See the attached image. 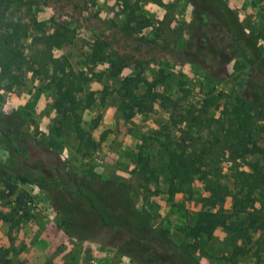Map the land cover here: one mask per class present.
<instances>
[{
  "label": "rangeland",
  "instance_id": "rangeland-1",
  "mask_svg": "<svg viewBox=\"0 0 264 264\" xmlns=\"http://www.w3.org/2000/svg\"><path fill=\"white\" fill-rule=\"evenodd\" d=\"M9 1V15L31 35L67 30L70 42L53 55L64 57L74 74L90 77L87 84L74 83L83 91L76 92L78 99L95 93L92 106L81 112L80 126L99 147L84 155L70 118L53 109L55 84L47 78L28 74L22 88L1 92L0 121L10 115L21 126L19 138H12L13 152L0 133V164L8 175L14 169L41 181L43 188L15 182V194L0 200V264H146L145 244L125 230V212L163 231L171 244L190 250L200 264H264V230L252 229L236 245L222 227L208 238L187 236L197 214L219 208L211 205L196 179L173 193L177 185L169 179L165 148L172 149L180 135L169 124L166 100L157 101L151 113L129 119L120 110L118 85L138 73L148 82L157 73L164 76L156 87L162 99L191 106L195 114L219 118L225 95L247 99L248 85L255 87L257 79L233 53L216 80L205 74L204 68L211 69L209 58L202 64L199 56L194 64L178 55L192 31L194 7L186 0ZM225 1L264 54V1ZM140 22L151 27L140 30ZM155 33L157 46L147 43ZM163 37L167 45L161 43ZM23 44L28 47L30 39ZM115 57L124 66L113 77L115 68L107 72L106 61ZM45 166L52 170L53 182L34 172ZM221 167V181L231 189L229 166ZM231 203L226 198L222 210Z\"/></svg>",
  "mask_w": 264,
  "mask_h": 264
},
{
  "label": "trees",
  "instance_id": "trees-1",
  "mask_svg": "<svg viewBox=\"0 0 264 264\" xmlns=\"http://www.w3.org/2000/svg\"><path fill=\"white\" fill-rule=\"evenodd\" d=\"M186 1L194 7L195 12L190 23L192 31L178 55L194 64L198 62L199 56H203L202 64L206 57L209 58L211 69L204 68L205 74L216 80L220 71L224 72L231 61L233 53L253 71L257 79L255 87L253 84L248 85L251 91L247 99L225 95L222 112L216 118L199 111L195 114L191 106L181 108L171 99H162L156 87L164 82L165 77L159 78L157 73L158 78L148 82L138 73L125 78L118 85L120 110L129 119L137 113H151L157 101L166 100L170 109L169 124L180 135L174 138L172 149L168 145L165 148L169 179L177 185L173 193L182 189L181 184L196 179L209 193L211 205L219 208L214 212L197 214L187 236L191 239L208 238L217 228L222 227L230 241L236 245L252 229L264 230V200H261L264 196V54L257 41L246 33L238 16L225 0ZM9 2L2 0L0 3V98L3 91L22 88L28 74L47 78L55 84V113L62 118H70L84 155H89L98 149L99 144L81 128V112L92 106L95 93L89 91L84 98L78 99L76 92L82 94L83 91L77 89L74 81L78 79L82 80L81 84H87L90 77L82 72L74 74L64 57L55 58L53 55V51L68 44L71 37L67 30L59 27L46 36L39 31L31 35L26 26L9 15ZM148 27H151L149 22H140L138 25L140 30ZM156 35L147 43L157 46L154 39ZM25 39H30L28 47L23 44ZM161 43L167 45L165 37ZM94 56L92 53V58ZM121 61L117 57L115 61L113 58L106 61L110 66L107 72L113 73L115 68L113 77L121 72L124 66ZM2 118L0 133L7 138L8 151L13 152L12 138H19L17 129L21 126V120L17 121L10 115ZM221 164L229 166L231 189L221 181L225 176L221 173ZM10 171L12 175H8V169L0 164V179L4 187L0 191V200L15 194V182L34 183L43 188L41 181L33 180L14 169ZM34 172L49 182L55 180L52 170L47 166L36 167ZM226 198H231L232 203L224 211L222 206ZM256 203H259V208H255ZM124 219L127 234L145 244L146 264H200L190 250L171 244L163 231H156L142 223L140 217L125 212Z\"/></svg>",
  "mask_w": 264,
  "mask_h": 264
}]
</instances>
